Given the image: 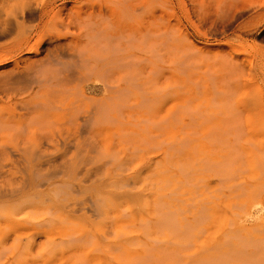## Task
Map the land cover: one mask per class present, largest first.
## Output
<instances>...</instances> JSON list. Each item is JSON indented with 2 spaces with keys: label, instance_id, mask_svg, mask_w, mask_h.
Segmentation results:
<instances>
[{
  "label": "bare ground",
  "instance_id": "bare-ground-1",
  "mask_svg": "<svg viewBox=\"0 0 264 264\" xmlns=\"http://www.w3.org/2000/svg\"><path fill=\"white\" fill-rule=\"evenodd\" d=\"M251 8L249 0H0V224L25 222L12 233L1 227L0 264H18L5 257L23 252L82 249L80 243L87 242L91 233L72 230L56 242L48 227L104 214L106 202L112 200L110 189L128 184L119 179L121 164L108 156L104 171H86L85 154L98 149L92 143L98 128L106 121H119L123 107L139 108L141 121L154 120L147 114L163 107V97L151 86V76L162 69V63L183 71L204 59L237 60L232 53L199 47L193 40L224 33ZM7 45L9 49L3 51ZM45 45L46 58L39 59L36 56ZM238 121L234 115L229 119L226 161L206 163L204 168L227 179L232 188L235 219L230 222L232 232L228 230L242 240L235 244L227 239L228 256L234 254L239 264H260L264 260V99L246 113L248 176L243 181L238 174L242 134ZM156 156L147 172L156 189L148 217L160 230L172 220L165 198L166 154L162 150ZM57 159L58 167L43 171ZM246 247L251 251L244 252ZM242 252L245 257L239 259ZM225 256L227 252L220 250L196 263Z\"/></svg>",
  "mask_w": 264,
  "mask_h": 264
},
{
  "label": "rangeland",
  "instance_id": "rangeland-1",
  "mask_svg": "<svg viewBox=\"0 0 264 264\" xmlns=\"http://www.w3.org/2000/svg\"><path fill=\"white\" fill-rule=\"evenodd\" d=\"M249 3L252 8L236 18L224 33L209 40H193L199 47L232 53L237 56V60L229 63L223 62L220 58L204 59L189 65L183 71L162 63V69H158L154 73L156 75L151 76V81L153 80L151 86L156 88L160 98L163 97L161 98L163 107L162 105L155 107L154 112L152 110L147 114L154 120L149 117L141 121L139 119L142 114L139 108L132 107L137 111L135 113L131 108L123 107L124 114L120 113L119 117V121L122 122L118 119L108 123L106 121L98 128V135L92 138L93 145L98 149L85 154L86 171L88 173L104 171L108 167L105 164L108 156L111 161L121 164L117 170L120 173L119 179L128 184L110 189L112 192L109 197L112 200L110 203L106 202L104 214L86 219H74L66 223L57 222L53 227H48L51 231L50 235L56 242L71 234L72 230L86 231V234L92 237L87 242L80 243L82 249L75 251L53 249V252L42 253L23 252L14 255L13 258L7 255L5 257L7 261L18 264L238 263L234 254L228 256L230 249L226 245L229 237L235 244L238 241L240 244L242 240L241 236L231 233L233 226H230V222L235 219L232 188L227 179V181L221 180L218 176H214V172L205 169L204 165L211 162L220 163L218 160L222 159L221 162L226 161L231 142L228 136L229 119L234 115L239 120L240 130L242 129L241 143L239 141L238 144L242 172L239 171L238 174L241 181L246 180L248 176L246 151L249 145L245 139L246 113L261 97L262 100L264 99V0H249ZM253 10H256L255 13ZM210 15L215 16V12H210ZM185 28L190 30L187 26ZM9 47L10 45L5 46L3 51L8 50ZM46 55L45 45L39 49L36 57L45 59ZM55 110L59 111V107L56 106ZM50 111L53 112V109ZM222 120L228 123L229 128H226ZM50 126L53 131V124ZM162 150L166 154L167 169L165 198L172 220L169 224L173 226L167 225L157 230L154 227V219L148 217L152 206L151 196L156 189L151 186L147 172L153 168L158 158L157 152ZM57 160L54 164L46 165L43 171L49 172L58 167L60 160ZM148 165H151L150 168ZM201 214L203 217L199 216ZM22 223L25 225L23 220L13 221L6 227L0 224V229L3 226L4 231L12 233L19 227L20 230ZM189 224L190 226H187ZM250 249L246 247L244 252H250ZM220 250L227 252V256L221 258L222 260L219 256L216 259L211 257L212 260H208L207 263L206 261L196 263L201 258L210 256L214 252L216 254ZM242 254L237 255L239 259L245 257L243 252Z\"/></svg>",
  "mask_w": 264,
  "mask_h": 264
}]
</instances>
